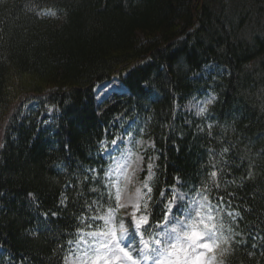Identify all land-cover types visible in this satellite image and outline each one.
I'll return each mask as SVG.
<instances>
[{"label":"trees","instance_id":"obj_1","mask_svg":"<svg viewBox=\"0 0 264 264\" xmlns=\"http://www.w3.org/2000/svg\"><path fill=\"white\" fill-rule=\"evenodd\" d=\"M115 79L122 91L99 101L94 87ZM212 91L207 119L179 110ZM131 120L155 142L144 154L155 171L148 231L170 198L161 190L179 177L178 190L202 191L221 159L209 150L234 145L210 192L242 216H224L241 235L222 260L264 264V0H0V264H63L74 215L97 198L90 187L103 191L84 169L107 166L99 142ZM249 163L253 178L242 180Z\"/></svg>","mask_w":264,"mask_h":264},{"label":"snow or ice","instance_id":"obj_2","mask_svg":"<svg viewBox=\"0 0 264 264\" xmlns=\"http://www.w3.org/2000/svg\"><path fill=\"white\" fill-rule=\"evenodd\" d=\"M208 67L215 70L218 66L209 65ZM144 86L147 87L148 85L145 84ZM173 98L175 100V94ZM216 101L215 92H209L203 100L196 101L194 105L195 114L207 119L205 114L209 113L208 106ZM175 106L179 107V105ZM49 111L52 109L50 108ZM207 127L211 130L213 124L209 123ZM143 131V127L139 128V132L142 133ZM200 131L203 129L201 128ZM209 135H211V131H209ZM126 136L127 143L132 144L133 147H144L145 152L146 147L155 148L154 141L144 146L143 141H138L132 131H129ZM124 139V136H113L110 141L111 147L119 149ZM4 147L5 144L0 149ZM231 147L234 145L223 148L218 154L209 150L211 157L218 155L221 159L211 162L213 170L209 174L210 184L206 182L203 190L197 192L199 198L193 197L190 202L184 203L183 218L175 215V209L180 203L187 201V194L178 191L175 186L181 184L180 178H175V184L170 189L161 190L162 198L166 195L170 198L165 200L162 216L156 222L158 232L148 231L155 219L151 207L153 188L150 182L155 176L152 163L147 165V173L142 185L143 195H141V188L135 190L139 200L131 212L129 220L132 225L131 231L123 221L116 219L118 210L127 207L125 203H122L121 183L126 179L127 169L131 166L129 162L132 156L131 150L121 151L119 157L110 156L112 164L106 167L102 166L100 169L85 168L83 181H95L102 185L103 191L97 187H90L89 192L96 193L97 198L94 200L86 199L80 212L74 215V219L77 221L76 231L73 234L74 239L67 240L69 248L62 258L63 264H142V262L150 259L154 261V264H219L216 253L219 252L223 255L236 242L235 236L241 235L223 222L224 216L233 222H237L238 218L242 219L241 212L225 211L221 207L225 203L223 197H217L216 203H213L210 197L213 188H220L218 174L224 173V167H217V165L229 153ZM105 153H109V142L101 140L99 142L101 158ZM148 159L151 160L152 157L149 156ZM121 160L123 163L120 162ZM140 161L142 163L143 157H140ZM223 163L227 166L228 161H223ZM251 167L252 165L249 163V170L242 180L253 178ZM228 183H234V181ZM67 187L70 185H66ZM0 195L3 194L0 193ZM79 195L83 196V191ZM28 197L31 203H38L34 193L29 192ZM67 202L68 197L62 192L59 207L65 208ZM245 210L247 211V209ZM42 215L47 222L49 215L58 218L60 213L53 211ZM38 232L39 229L31 230L28 235L35 237ZM142 233H147L151 239H144ZM132 236L138 237L139 246L135 248V254L130 239ZM259 239L261 241V255H264V237H259ZM125 240H128L129 243L125 244ZM241 243L246 244V242ZM257 247L255 243L252 245L253 249ZM56 251H64L63 245H59ZM253 254V252L248 253L249 256Z\"/></svg>","mask_w":264,"mask_h":264},{"label":"rangeland","instance_id":"obj_3","mask_svg":"<svg viewBox=\"0 0 264 264\" xmlns=\"http://www.w3.org/2000/svg\"><path fill=\"white\" fill-rule=\"evenodd\" d=\"M117 86L119 87V85H117ZM106 87L108 89L107 91L113 89L108 84H107ZM104 91H105L104 89H98L97 97H99V98L100 97H105V96H102L104 93H106V91L105 92ZM204 98H202V99L191 98L184 104V106L182 108H179V110L182 113H188V114H190L192 116H197L195 114L196 113V109H195L194 105H195L197 100H203ZM129 131H132V130H129L128 128L121 129V131L116 135V136H124L125 137L124 141L120 144V148L119 149L112 148L111 145H109V153H105L104 156H106V157H108V156L119 157L121 151L127 152L128 150H131V152H132V156H131V159L129 161L131 166H130L129 169H127V177H126V179L121 183V188L123 190L122 203H125L127 205V207L124 208V209H121V210H123L121 212V215L117 214V217H116L117 221H123L125 223V226L128 227L130 229V231H131L132 225L129 224L131 212L133 211V206L139 200V198L136 195L135 190H136V188H141V195H143V192H144L142 185H143V181H144L145 178H142L141 175L145 171L144 170L145 166H144V158H143V161L141 163L140 157H144L145 150H144V147H141V146L133 147L132 144L127 143L126 134ZM132 132H133L135 138L138 141H143V145L144 146H147L148 144L151 143V141H149L148 139H144L141 136H137L136 133H134V131H132ZM148 148L149 147H146V153H147V149ZM120 162L123 163V160H121ZM149 163H152V162L148 161L147 165ZM109 164H112V160L111 159L109 160L108 165ZM113 167H115V165H113ZM133 169H135V171H133ZM145 176H146V174H145ZM193 197H196L197 199L199 198L197 195H194V196L187 195V201L181 202L180 205L177 207V210L175 212L176 216H179L180 218H183V216H184L183 205H184V203L190 202ZM117 227H118V224H117ZM130 239L132 241L133 252L135 254V248L139 246L138 245V237L137 236H132V237H130ZM144 239H146V238H144ZM128 243H129V241L125 240V244H128ZM216 259L219 262V264H224V262L222 260V255L219 252L216 253ZM142 264H154V261L150 259V260H148L146 262H142Z\"/></svg>","mask_w":264,"mask_h":264},{"label":"bare ground","instance_id":"obj_4","mask_svg":"<svg viewBox=\"0 0 264 264\" xmlns=\"http://www.w3.org/2000/svg\"><path fill=\"white\" fill-rule=\"evenodd\" d=\"M106 86H107V84H103V85H101L98 89H104V90L107 92L108 89H107ZM108 88H109V87H108ZM112 88H113V87H112ZM105 91H104V92H105ZM109 91H110V90H109ZM99 93H100V92H99Z\"/></svg>","mask_w":264,"mask_h":264}]
</instances>
